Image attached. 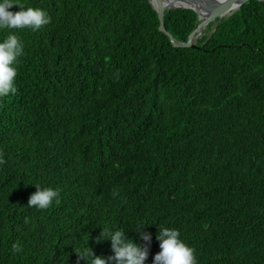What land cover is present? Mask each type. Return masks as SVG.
Instances as JSON below:
<instances>
[{
	"label": "trees",
	"instance_id": "obj_1",
	"mask_svg": "<svg viewBox=\"0 0 264 264\" xmlns=\"http://www.w3.org/2000/svg\"><path fill=\"white\" fill-rule=\"evenodd\" d=\"M18 2L51 22L11 30L24 54L17 92L0 98V264H84L75 251L87 244L115 264L100 229L138 242L141 223L146 264L161 226L197 264H264V2L183 48L150 0ZM200 22L191 9L164 13L178 42ZM35 185L59 201L27 207Z\"/></svg>",
	"mask_w": 264,
	"mask_h": 264
},
{
	"label": "clouds",
	"instance_id": "obj_2",
	"mask_svg": "<svg viewBox=\"0 0 264 264\" xmlns=\"http://www.w3.org/2000/svg\"><path fill=\"white\" fill-rule=\"evenodd\" d=\"M13 8H18L19 11H10ZM50 22L51 18L41 8L25 7L18 0H0V31H9L7 37L0 41V98L17 92L16 65L24 54L20 39L11 30L30 29L35 32ZM35 187L37 190L29 197L27 207L45 210L53 202L59 201L58 189L38 185ZM146 226L141 223L134 231L138 236V242L127 239L123 229L108 226L100 229L95 243L110 241L114 255L109 260L115 264H146L152 241L151 233L142 230ZM156 240L159 242L160 251L154 255L152 264H197L195 249L181 239L179 230L161 226ZM12 251L20 252V245L13 243ZM75 254L84 261V264H108L104 258L94 256L88 244L86 247L78 248Z\"/></svg>",
	"mask_w": 264,
	"mask_h": 264
},
{
	"label": "water",
	"instance_id": "obj_3",
	"mask_svg": "<svg viewBox=\"0 0 264 264\" xmlns=\"http://www.w3.org/2000/svg\"><path fill=\"white\" fill-rule=\"evenodd\" d=\"M250 0H228L224 3H219L216 5L215 9L212 11V13L202 19L199 15V13L193 9L192 7L189 6H164L162 3H160V0H150V3L152 5V7L154 8L155 12L157 13L160 25H159V31L162 32L163 34H165L170 43L176 47V48H183V47H194V40L199 38L202 34V30L206 28V26L211 23L212 21L219 19L218 22L216 23V25L219 23L220 19H222L223 17H228L230 16L234 11H236L242 4L248 2ZM260 2H264V0H257ZM232 3L236 4V8L230 12L227 13L228 10V6ZM172 8H185V9H191L194 10L197 14L199 19L201 20V22L197 25V27L192 31V33L188 36V39L186 42H178L176 41L172 35L170 34V32H168L166 30L165 24H164V13L166 10L172 9ZM215 25V27H216Z\"/></svg>",
	"mask_w": 264,
	"mask_h": 264
},
{
	"label": "bare ground",
	"instance_id": "obj_4",
	"mask_svg": "<svg viewBox=\"0 0 264 264\" xmlns=\"http://www.w3.org/2000/svg\"><path fill=\"white\" fill-rule=\"evenodd\" d=\"M228 0H160L164 6H189L196 9L200 17H208L219 3ZM236 8V4L232 3L228 6L227 13L232 12ZM206 15V16H205Z\"/></svg>",
	"mask_w": 264,
	"mask_h": 264
},
{
	"label": "rangeland",
	"instance_id": "obj_5",
	"mask_svg": "<svg viewBox=\"0 0 264 264\" xmlns=\"http://www.w3.org/2000/svg\"><path fill=\"white\" fill-rule=\"evenodd\" d=\"M206 16V15H205Z\"/></svg>",
	"mask_w": 264,
	"mask_h": 264
}]
</instances>
